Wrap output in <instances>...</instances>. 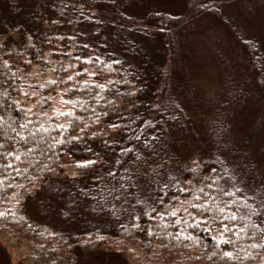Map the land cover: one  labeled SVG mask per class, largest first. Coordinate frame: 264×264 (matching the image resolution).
<instances>
[{"label":"trees","instance_id":"1","mask_svg":"<svg viewBox=\"0 0 264 264\" xmlns=\"http://www.w3.org/2000/svg\"><path fill=\"white\" fill-rule=\"evenodd\" d=\"M231 1L0 0V264L12 239L38 250L29 264H264V150L256 122L238 136L227 114L261 95L264 39L238 33ZM204 13L252 81L213 116L175 60L176 28ZM49 59L33 109L22 72Z\"/></svg>","mask_w":264,"mask_h":264},{"label":"rangeland","instance_id":"2","mask_svg":"<svg viewBox=\"0 0 264 264\" xmlns=\"http://www.w3.org/2000/svg\"><path fill=\"white\" fill-rule=\"evenodd\" d=\"M228 6L226 12L233 20L239 34L244 38L264 39V0H246V2L232 0ZM175 39L178 43L175 52V60L178 63L176 70L182 78L185 80L188 78L194 98L200 105L203 103L202 109L206 110L209 116L216 114L217 108L208 111L207 105L209 102L218 101L227 88L237 87L243 79L245 88L251 89L252 81L248 77L243 78L245 69L243 56L246 54L243 53L241 44L230 33V29L212 15L200 14L178 26ZM44 55L45 58L47 55H52V49H48ZM51 67L52 62L49 59V67L46 69L30 66L23 70L22 99L28 107L35 109L43 103V94L37 87L44 82ZM257 86L261 95L254 97L248 93L246 96H239L242 99L234 101L227 114L231 119L232 131L238 136H242L256 122L258 133L253 140V150L258 149L257 146L260 145L264 150V85ZM194 168L199 170L198 173L200 172L198 164ZM67 169L72 172L74 166L68 165ZM256 170L264 178V151L256 165ZM195 184V179L189 181L188 198L191 197ZM184 200L186 198L181 199L182 202ZM213 229L215 232L218 231V228ZM6 245L12 264H29L31 258L38 254V250L27 247L22 241L7 240ZM137 255L136 250L128 254L130 264L141 263V256ZM55 261L56 259L48 260L45 264Z\"/></svg>","mask_w":264,"mask_h":264},{"label":"snow or ice","instance_id":"3","mask_svg":"<svg viewBox=\"0 0 264 264\" xmlns=\"http://www.w3.org/2000/svg\"><path fill=\"white\" fill-rule=\"evenodd\" d=\"M230 194V193H229ZM0 215H2V214H0ZM232 219H235V217H232Z\"/></svg>","mask_w":264,"mask_h":264}]
</instances>
